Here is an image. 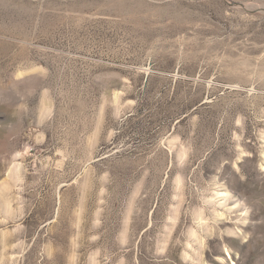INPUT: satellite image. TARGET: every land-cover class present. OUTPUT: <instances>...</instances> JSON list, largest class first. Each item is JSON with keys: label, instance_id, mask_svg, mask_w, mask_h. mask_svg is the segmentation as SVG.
Returning a JSON list of instances; mask_svg holds the SVG:
<instances>
[{"label": "rangeland", "instance_id": "obj_1", "mask_svg": "<svg viewBox=\"0 0 264 264\" xmlns=\"http://www.w3.org/2000/svg\"><path fill=\"white\" fill-rule=\"evenodd\" d=\"M0 264H264V0H0Z\"/></svg>", "mask_w": 264, "mask_h": 264}]
</instances>
